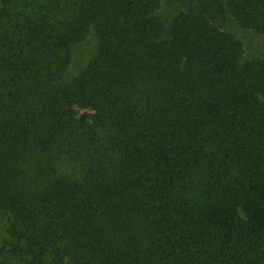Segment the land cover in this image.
<instances>
[{
    "label": "trees",
    "instance_id": "16d2710c",
    "mask_svg": "<svg viewBox=\"0 0 264 264\" xmlns=\"http://www.w3.org/2000/svg\"><path fill=\"white\" fill-rule=\"evenodd\" d=\"M161 6L0 0V264H264V0Z\"/></svg>",
    "mask_w": 264,
    "mask_h": 264
},
{
    "label": "rangeland",
    "instance_id": "374dc122",
    "mask_svg": "<svg viewBox=\"0 0 264 264\" xmlns=\"http://www.w3.org/2000/svg\"><path fill=\"white\" fill-rule=\"evenodd\" d=\"M213 0H162L161 14L165 19H171L181 9L194 5L195 7L208 5ZM218 24L242 40L245 47V56H263L264 57V35L255 33L252 30L244 29L238 26L236 21L230 16L220 15ZM97 47V38L91 36L83 43L74 47L73 62L69 67V75L77 73L86 65L92 53Z\"/></svg>",
    "mask_w": 264,
    "mask_h": 264
}]
</instances>
